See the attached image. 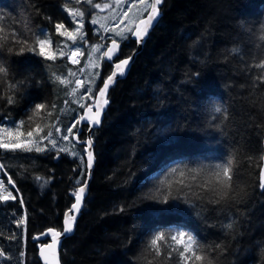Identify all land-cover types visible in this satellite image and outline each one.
<instances>
[{
  "label": "trees",
  "instance_id": "16d2710c",
  "mask_svg": "<svg viewBox=\"0 0 264 264\" xmlns=\"http://www.w3.org/2000/svg\"><path fill=\"white\" fill-rule=\"evenodd\" d=\"M77 5L76 0H0V42L6 41V46L0 48V61L8 69L7 77L0 82V129L8 121L9 129L19 127L24 133L20 139L38 143L51 131L52 136L39 143L45 149L42 153L48 154L52 148L50 140L61 144L56 128L53 129L57 118L60 123L62 120L63 127L59 129H65L75 124L77 111L65 110L66 105L63 106L64 101L68 102L71 84L67 87L56 79L65 75L69 65L59 57L40 56L38 38L48 39L51 44L57 40L56 45L64 42L55 24L71 28L69 10ZM91 17L84 16L85 41L91 46L79 48L82 63L98 43L91 32ZM41 31L45 35L38 37ZM261 36L264 0H163L158 23L136 55L127 77L111 88L103 123L94 131L93 178L74 234L62 240V264H264V188L259 180L264 139ZM120 43L118 58L130 56L136 48L130 35ZM8 47L13 51L9 52ZM20 47L25 48L23 53L19 52ZM29 48L35 51H28ZM234 48L240 51L233 53ZM50 64L57 67L49 70ZM56 68L61 69L59 73ZM108 69L111 64L102 58L100 79L88 103L93 102L96 87ZM13 84L16 90L10 89ZM36 104L45 106L38 114ZM217 107L221 112L215 111ZM81 110L78 108V112ZM37 126L42 129L39 136L34 131ZM77 128L76 125L69 134V144ZM28 131H33V137H27ZM190 136L195 139L189 140ZM3 138L8 139L6 134ZM191 145L197 147L195 151ZM7 157L1 163L11 171L12 156ZM26 158L12 165L26 200V222L18 223L24 217L17 199L0 204V251L4 253L0 264H42L31 240L47 229L60 230L63 213L74 202L76 188L86 180L85 167L77 158L73 159V170L70 162L49 164L50 159L27 162ZM217 165L229 168L230 180L224 176L223 167L216 175ZM31 171L41 173L43 179L52 172L53 179L42 198L29 186ZM145 196L152 198L149 205ZM151 213L159 216L153 220ZM228 224L232 227L228 228ZM180 231L193 235L198 242L183 256L180 252L184 243L170 239L171 235L178 237ZM159 232L167 235L164 242H158L160 254L156 255L150 241ZM196 255L203 259L197 261Z\"/></svg>",
  "mask_w": 264,
  "mask_h": 264
},
{
  "label": "snow or ice",
  "instance_id": "6c2138e0",
  "mask_svg": "<svg viewBox=\"0 0 264 264\" xmlns=\"http://www.w3.org/2000/svg\"><path fill=\"white\" fill-rule=\"evenodd\" d=\"M129 2H131V0H129ZM76 3H80V0H76ZM87 3L90 4V5H93V0H87ZM116 3L119 4L120 0H116ZM161 3H162V0H155V3H153L151 5L152 12H151V15L149 16L148 20L141 22V24H143L144 27L141 28L140 26H137L134 35L138 39H141L143 36H145L147 34V32H148L149 26H152L154 21L156 19H158V15H159V13H158V5H160ZM93 6L95 8H97V9L111 7V5L107 4V3H105L103 6L101 4H99V3H96ZM69 15L72 16L74 21L76 20L77 17L81 18L80 21H79V27L75 31H68L65 28V25L63 23H57V24H55L56 32L59 33L62 36H67L68 39L71 40L74 44L77 42V40L84 41L85 37L82 34V29H83V19L82 18L85 15V13L83 11H80L79 9H75V10H69ZM124 15L127 16V13H125ZM91 22L93 24L99 23V21L95 17L92 19ZM100 27L104 28L105 31L109 30V29L105 28L103 24H101ZM62 29H63V31H61ZM42 35H45V33H43V31L38 33V37L42 36ZM116 35L117 36H121L122 38H126V37L122 36L121 32H117ZM260 39L264 40V36H261ZM19 42H20L19 40L16 41V43H19ZM25 43H27V41H25ZM49 43H50V41L48 39H39L38 38V47H39V53L38 54L40 56H42V57H46L47 59H54V54L49 55V54H47L45 52V45L49 44ZM5 46H6V41L5 42H0V48H3ZM116 47H117V41L113 40L112 41V47H109L107 49V52H105L103 54L104 57H107L109 61L112 60V56L110 54L114 52V49ZM98 50H99L98 48H93V51H98ZM8 51L9 52L13 51V48L12 47H8ZM24 51H25V48L24 47H20L19 52L23 53ZM28 51H35V49L34 48H29ZM232 51H233V53H238L240 50L237 49V48H234V49H232ZM78 54H80V49L79 48H77L76 50L71 52V58H72V62L73 63H78L79 62L77 59H75L78 56ZM61 55H64V53L61 52ZM89 62H90V66L91 67H95L96 66L95 62L92 60L91 57L89 58ZM128 63H129V60L125 59V60H123L120 63H117L115 65V67L118 70L120 75L124 74V71H125V67L124 66H127ZM261 67H264V64H262ZM69 74L73 75V76L75 75V73H73V72H70ZM7 75H8V69L4 65L3 61H0V82H3L4 78L7 77ZM116 75H117V73L114 72L112 75H110L107 78V80L104 81L103 88H101L100 91H99V96L100 97H105L106 92H107V90L109 88L110 82L113 81V79H114V77ZM56 79L59 80L60 78L56 77ZM60 82L63 83V84L70 83V81H68L66 79L65 80H61ZM76 84L77 85H82V81L76 80ZM10 89L11 90H16L17 86L15 84L10 85ZM87 91L89 93H91L92 89L89 88ZM73 92H75V89L73 90ZM8 103H10V104L13 103V100H12L11 97H9ZM103 103L106 105L108 103V100L104 99ZM97 104H98L97 111L94 114V118L92 120V123L96 124V125H98L100 123V120H99V116H100L99 101H97ZM44 107L45 106L43 104H36L35 105L36 113L38 114L39 110L43 109ZM81 107H83V105H81ZM91 111H92L91 106H89L88 109H87V112H91ZM215 111L219 113V112H221V108L217 107L215 109ZM81 121H84L85 124L88 123V121L85 119V117L81 116L80 119L77 120L75 122V124L72 125V127H69L67 129V132L69 134H71L72 131H73V128L76 127L77 124H80ZM20 124L23 125L24 122L21 121ZM0 131L5 132L7 137H8V142H5L3 138H0V149L9 150V151H12V152H15L16 150H21V151H24V152H32V151L43 152V151H45V149L40 147L39 143L36 142V141H33L31 139L27 140V141H22L20 138L24 135V133L20 131L19 127H17L15 130H13V129H0ZM34 131L36 132L37 136H39V132L42 131V129H40L39 126H37V128ZM56 131L59 132L60 129L57 128ZM51 136H52V132L49 131L47 133V136L40 137V140L48 139ZM27 137H29V138L33 137V131H28L27 132ZM63 139L67 140L68 136L67 135L63 136ZM13 141H15V142H13ZM49 143H51L53 148H56V141L55 140H50ZM87 144H88V147L91 148L92 141L89 139L87 141ZM59 151L63 152V151H67V149H59ZM73 155H75V153H73ZM87 157L88 158H87L86 167L90 169L92 167V164H93V154H92L91 151L87 152ZM3 167H4L3 165H0V168H3ZM222 167H223L224 176L229 177V180H230L231 177L229 175V168L227 166L217 165L216 168H217L218 171H217L216 175L217 176L220 175L219 169H221ZM173 171H176V170L173 169ZM40 179H41V177H37V180H40ZM262 179H264V177H262ZM9 183L10 184L12 183L11 179H9ZM222 183L224 184L225 187H229V185L226 182L222 181ZM260 187L264 188V183H261ZM3 191H4V185H3L2 182H0V192H3ZM84 193H85V187H80L74 193L75 198H76V203L73 204L72 207L74 209H76L77 211L80 210V206H81L82 199L84 197ZM224 195H227V192H225ZM9 199H15V197L12 196L11 192H7L6 195L0 194V201H7ZM165 199H167V198H165ZM21 203H23V201H21ZM72 219L74 220L75 217H73ZM24 222L25 221L22 219L18 223L19 224H23ZM227 227L231 228L232 224H228ZM71 231H72V225L69 224L67 220H65V227L63 229V233L64 234H69V233H71ZM48 232H50L52 234L53 242L51 244L45 245V247H47L49 249H54L55 246L59 243L57 238H59L61 236V232L56 231L54 229H48ZM185 236H186V233L183 232V231H180L178 233L179 240H178L177 235H171L170 239H171V241H176L178 243H182L185 240ZM164 239H165V235L163 233H158L153 239H151L150 247L155 248L156 255L160 254V249H159V247H157L158 242L162 241ZM193 245H198V242L196 241V239L194 238L193 235L187 234V244L183 248V251L180 252V256H183V254L185 252H188L190 249H192ZM197 250H199V248H197ZM3 255H4V253L2 251H0V256H3ZM40 255L45 258V261H46V264H47V257L44 254L43 248L41 249ZM195 259L197 261H201L203 259V257L201 255H196Z\"/></svg>",
  "mask_w": 264,
  "mask_h": 264
},
{
  "label": "rangeland",
  "instance_id": "374dc122",
  "mask_svg": "<svg viewBox=\"0 0 264 264\" xmlns=\"http://www.w3.org/2000/svg\"><path fill=\"white\" fill-rule=\"evenodd\" d=\"M96 3H99L102 6L105 3H107V4H110L111 7L97 9L93 6ZM93 5L88 4L87 0H80V3H78L75 9H79L80 11H83L85 13L84 16H86V14H90L92 16L91 20L89 21V24L92 26L91 32L92 34H94V36H96V40L98 41V43L91 47L89 55L92 58V60L95 62L96 66L91 67L90 62H88L86 59L83 65L81 64L82 66H84V64L86 63L85 69H82V71L79 70L76 73V70H73L72 68L67 66L65 75L62 77H59L60 81L65 80V79L70 81V83L68 84L62 83V85L69 87L71 84V87L73 86V88H71V91L68 93V96H67L68 102L65 103L66 105L65 110H70V111L76 110L78 112V108H80L81 105L83 106L85 105L87 98L90 95V93L87 90L89 88L93 89L100 79V69L102 65L103 53L108 44L107 40H110V41L116 40L120 42L123 39H125V38H122L121 36H117L116 35L117 32H121L123 37H127L128 35H130L135 26V23L147 13L150 7V0H131V2H129V0H120L119 4L116 3V0H93ZM75 9L70 8V10H75ZM125 13H127V16L124 15ZM84 16L82 18L83 24L85 22ZM94 17L99 21V23L93 24L91 22ZM70 18L72 20V25H71V28H68L67 30L75 31L79 27V21L81 18L77 17L75 21L73 20L71 15H70ZM101 24H103L104 27L109 30L105 31L104 28H101L100 27ZM82 34L84 35V37H86L84 29H82ZM62 38L64 39V42L63 41L60 42L58 45H56L55 48L52 46L51 42L49 44H46L45 52L49 55L54 54L55 57L61 56V59L63 61L65 60L64 63L66 65L68 64L71 65V62L68 59V55L72 51L76 50L77 48H90L91 46L90 42L85 41V39L84 41L77 40V42L74 44L71 40L68 39L67 36H62ZM68 47L69 49L66 51ZM93 48H98L99 50L93 51ZM61 52H63L64 55H61ZM78 56H79L78 57L79 62L76 68H79V63L81 60V51H80V54H78ZM70 72L75 73V75L74 76L70 75L69 74ZM76 80L82 81V85H76ZM74 89H75V92H73ZM61 114H63V110L61 111ZM76 116H77V113H76ZM59 121L60 120L57 118L56 122L53 125V129L63 127L62 120H61V123ZM71 126L72 125H70V127ZM8 127H9L8 125L6 126L2 125L1 129H9ZM68 128L69 127H66L65 129H60V131L58 132L57 139H59L61 144L58 143V145H56V148H54L56 149L55 152L59 151V149H67V151H63L62 153L71 155L73 157L78 158L80 161H82L81 156H80L81 155L80 149L73 142L69 144V142L63 139V136L65 135L69 137V133L67 132ZM4 134L6 133L3 131H0V138H3ZM4 141L8 142V140H5V139ZM1 150L6 151L4 149H1ZM73 153H75V155H73ZM8 162H9V159H8ZM94 169H95V165H94L93 171ZM71 170H73L72 166H71ZM50 175H52V172H50L49 176ZM41 194H37V195H41ZM4 195H6V193ZM39 198H42V197H39ZM62 220H63V217H62ZM186 244H187V236H185V240H184V245L186 246Z\"/></svg>",
  "mask_w": 264,
  "mask_h": 264
},
{
  "label": "water",
  "instance_id": "95a60500",
  "mask_svg": "<svg viewBox=\"0 0 264 264\" xmlns=\"http://www.w3.org/2000/svg\"><path fill=\"white\" fill-rule=\"evenodd\" d=\"M153 3H155V0H150V7H149L147 13L135 23V26H134V28H133L131 34H130V37H131L133 40L136 41V50H135L130 56H128V57H121V58H118V55H119V52H120V48H121V43L117 41V47L114 49V52L110 54V55L112 56V60L109 61L108 58H107V57H104V55H103V59H104L106 62H108L109 64H111V70H112V71H111V74H110V75H112L114 72H116L117 75L114 77L113 81L110 82V85H109V88H108V90H107V92H106L105 97H100V96H99V91H100L101 88H103L104 82L100 84V89H99V91H98V93H97V95H96V98H95L94 103L91 104V105H89V106H91L92 111H91V112H87V109H88L89 106H87V107L85 108V111H84L85 116H86L85 118H88V119L93 120V118H94V114L96 113V111H97V107H98L97 101H99V108H100V116H99V120H100V123H101V121H102V119H103V117H104V114H105V112H106V110H107V107H108V105H109V101H108V103L105 105V104L103 103V100H104V99H107V100H108V95H109V92H110L111 88L116 84L117 81L122 80V79L125 78V76H126L128 70H129L130 67H131V64H132L133 61H134V58H135L136 53L139 52V51L142 49L143 44H144L145 40L147 39L149 33H150V32L152 31V29L156 26V24L158 23V21H159V19H160V7H161L162 4H163V0H162V3H161L160 5H158V13H159V15H158V19H156V20L154 21V23H153L152 26H149L147 34H146L145 36H143L141 39H138V38L134 35L137 26H140L141 28L144 27V25L141 24V22H142V21H147V20H148L149 16L151 15V12H152L151 5H152ZM112 41H113V40H112ZM112 41H110V42L108 43V45H107V47H106L104 53L107 52V49H108L109 47H112ZM104 53H103V54H104ZM125 59H128V60H129V63H128L127 66H124V67H125L124 74H123V75H120L119 72H118V70L116 69L115 65H116L117 63H120L121 61H123V60H125ZM110 75H109V76H110ZM109 76H108V77H109ZM108 77H107V78H108ZM107 78H106V80H107ZM100 123L98 124V126L100 125ZM81 125H82L81 123H80V124H77V126H78V132H79V128L81 127ZM95 126H97V125H96V124H92V127H95ZM73 138H74V140H76L77 136L74 135ZM89 139H90V136H89V138H87V140L85 141V144H86V148H85V150H86V155H85L86 163H87V158H88V157H87V152H88V151H91L92 154H93V141H92V139H90V140L92 141V145H91V148H89V147H88V144H87V141H88ZM94 161H95V160H94V157H93V164H92V167H91L90 169L88 168V173H87L86 180H85L84 184L81 186V187H85V193H84V197H83L82 202H81L80 210L77 211L76 209H74V208L72 207L73 204L76 203V198H75V196H74V202H73V204L70 206V208L66 211V213H65V215H64V219H63V229H64V227H65V220H67L68 223L72 225V231H71V233H69V234H64V233H63V229H62V231H61V236H60L59 238H57L58 241H59V243L55 246L54 249H49V248L45 247V245L51 244V243L53 242L52 234H51L50 232H48V229L45 230L42 234H40V235H38V236L36 237V239H37V238H46V237H48L49 240H50L47 244L41 246V247H40V250H39V259H40V261H41L43 264H46V261H45V258L42 257V256L40 255V253H41V249H42V248H43V251H44L45 256L47 257V264H60V263H59V251H60L61 243H62V240H63L65 237H68V236H70V235H72V234L74 233L75 223H76V221H77V219H78V217H79V215H80V211H81L82 208H83L84 200H85V197H86V195H87L88 185H89V183H90V181H91L92 170H93V167H94ZM261 177H264V164H263V167H262ZM262 180H263V182H264V179H262ZM73 217H75L74 220L72 219ZM59 232H60V231H59Z\"/></svg>",
  "mask_w": 264,
  "mask_h": 264
},
{
  "label": "bare ground",
  "instance_id": "6f19581e",
  "mask_svg": "<svg viewBox=\"0 0 264 264\" xmlns=\"http://www.w3.org/2000/svg\"><path fill=\"white\" fill-rule=\"evenodd\" d=\"M56 16H57V15H56ZM49 18H50V17H49ZM52 18H53V17H52ZM58 19H59V18H58ZM50 20H51V18H50ZM59 20H61V22H62V18L59 19ZM56 21H57V20H56ZM56 21H55V22H56ZM58 22H59V21H58ZM52 24H53V23H52ZM56 24H57V23H56ZM66 25H67V24H66ZM53 26H54V25H53ZM54 36H55V35H54ZM53 42H54V41H53ZM56 43H57V40H56V42H54V43L52 44V46H53L54 48L56 47ZM132 49H133V48H132ZM135 50H136V48L134 49V51H135ZM134 51H133V52H134ZM133 52H132V53H133ZM139 52H141V50H140ZM139 52H137L136 55H137ZM210 52H211V51H210ZM130 53H131V52H130ZM136 55H135V57H136ZM57 57L61 58V56H57ZM78 57H79V56H77L75 59H77V60L79 61V58H78ZM124 57H125V56H124ZM89 58H90V55H89V53H88V55H87V57H86V59H87L88 62H89ZM68 59H69V61L71 62V65L68 64L69 67L72 68V69H75V70H76V73H77L79 70L82 71V69H85V64H86V63L84 64V66H82L83 63L81 62V60H80V63H79V68H76L78 63H73V62H72L71 53L68 55ZM86 59H85V60H86ZM134 60H135V58H134ZM210 61H211V60H210ZM52 62H53V61H52ZM54 62H55V60H54ZM59 63H60V62H59ZM59 63H58V64H59ZM52 64H53V63H52ZM81 64H82V65H81ZM55 65H56V64H55ZM131 65H132V64H131ZM50 67H51V64H50ZM53 67L55 68V67H57V66H53ZM53 67H51L49 70H52ZM61 67L64 68L63 65H62ZM61 67L59 66L58 68H61ZM83 67H84V68H83ZM130 68H131V67H130ZM56 69H57V68H56ZM57 70H58V69H57ZM59 70H61V69H59ZM59 70H58V73H59ZM108 70H109V69H108ZM108 70H107V71H108ZM129 70H130V69H129ZM129 70H128V72H127L125 78L127 77L128 73H129ZM53 71H54V69H53ZM53 71H51V73H52ZM103 71H104V70H103ZM103 71H102V72H103ZM111 71H112V70L110 69V70L107 72V74H103V75H105V76L101 77V78H102V79H101V83H103V82L106 80V78L111 74ZM55 72H56V70H55ZM60 72H61V71H60ZM56 74H57V73H56ZM50 75H51V74H50ZM59 75H60V74H59ZM51 76H52V75H51ZM79 76H80V74H79ZM125 78H124V79H125ZM189 79H190V78H189ZM192 79H193V78H192ZM192 79H191V82H192ZM6 80H7V79H6ZM8 80H9V79H8ZM122 80H123V79H122ZM215 81H216V80H215ZM191 84H193V82H192ZM76 85H77V84H76ZM195 85H196V84H195ZM217 85H218V84H217ZM192 86H193V85H191V87H192ZM196 86H197V85H196ZM202 86H203V85H202ZM193 87H194V86H193ZM193 87H192V88H193ZM71 88H73V86L70 87L69 92L71 91ZM99 89H100V86H99V87H96L95 94H94V97H93V102H91V103H88V102H87V101H88V98H89L90 95L88 96L87 101H86L87 103H85V105L82 107L81 112H80V111L77 112V116H76V119H77V120H79L81 116L86 117V116H85V113H84L85 108H86L87 106H89V105H91V104L94 103L95 98H96V95H97ZM196 89H198V87H197ZM200 89H202V88H200ZM203 89H204V88H203ZM193 90H195V89H193ZM201 91H202V90H201ZM204 91H205V90H204ZM195 92H196V91H195ZM197 92H200V91H197ZM212 93H213V92H212ZM90 94H91V93H90ZM194 95H195V94H194ZM65 103H66V102L64 101V105H65ZM64 105H63V106H64ZM192 107H194V106H192ZM20 109H21V108H20ZM195 109H196V108H195ZM17 110H18V109H17ZM192 110H193V109H192ZM10 111H12V110H10ZM13 111H14V110H13ZM15 111H16V110H15ZM16 112H18V111H16ZM197 113H198V112H197ZM8 114H10V112H9ZM13 114H14V113H13ZM24 115H25V114H24ZM60 115L63 116V114H61V112H60ZM206 115H207V114H206ZM9 116H10V115H9ZM208 116H209V115H207L206 118H207ZM20 117L22 118V116H20ZM160 117H161V116H160ZM160 117H159V118H160ZM210 117H211V116H210ZM7 118H8V117H7ZM18 118H19V117H18ZM21 118H19V119L21 120ZM156 118H157V117H156ZM159 118H158V119H159ZM19 119H18V120H19ZM23 119H24V118H23ZM85 119L88 121V123L85 124L84 121H81V124H82V125H81V127L79 128V132H78V128H77V131L73 134V136L76 135L77 138H76V140H74V138H72V139H73L72 142H73L77 147H81V146H82L81 149H80V154H81L80 156H81V159H82L81 162L83 163V165H84V167H85V170H86V174H85V179H86V177H87V173H88V168L86 167V159H85V155H86V150H85V148H86V144H85V141L87 140V138H89V136H90V139H92V141H93V157H94V160H95V161H94V165H95V164H96V154H95V149H94L95 141H94L93 135H94V131H95L98 127H100V126L102 125L103 120H104V117H103V119H102L100 125H99V126L97 125V126H95V127H92V124H93V123H92V120H91V119H88V118H85ZM160 119H161V118H160ZM164 119H166V118H164ZM168 119H169V118H168ZM198 119H199V118H198ZM161 120H163V119H161ZM205 120H206V119H205ZM208 120H209V118H208ZM168 122H169V121H168ZM175 122H176V121H175ZM155 123H156V122H155ZM178 123H179V122H178ZM180 123H181V121H180ZM152 124H153V123H152ZM162 124H163V123H162ZM165 124H166V122H165ZM194 124H195V122H194ZM200 124H202V123H200ZM4 125H8V126L10 127V122L5 121V124H4ZM184 125H185V124H184ZM157 127H159V126H157ZM157 127H156V128H157ZM178 127H180V126H178ZM182 127H185V126H182ZM187 127H188V126H187ZM195 127H197V126H195ZM195 127H193V129H194ZM84 128L86 129V130H85V133L83 132ZM168 128H169V127H168ZM191 128H192V127H191ZM199 128H200V127H199ZM158 129H159V128H158ZM169 129H171V128H169ZM169 129H168V130H169ZM174 129H175V127H174ZM176 129H177V128H176ZM185 129H186V128H185ZM187 129H188V131H189V128H187ZM187 129H186V130H187ZM201 129H202V128H201ZM149 130H150V129H149ZM156 130H157V129H156ZM159 130H160V129H159ZM172 130H173V129H172ZM186 130H185V131H186ZM196 130H197V129H196ZM196 130H195V131H196ZM150 131H151V130H150ZM177 131H178V130H177ZM177 131H176V132H177ZM193 131H194V130H193ZM193 131H190V133H191V132L193 133ZM197 131H198V130H197ZM199 132H200V131H199ZM160 133H161V132H160ZM172 133H174V132L172 131ZM185 133H186V132H185ZM192 133H191V135H192ZM197 133H198V132H197ZM197 133H196V134H197ZM153 134H154V133H153ZM157 134H159V132H158ZM174 134H176V133H174ZM188 134H189V132H188ZM188 134H187V135H188ZM194 134H195V133H194ZM189 135H190V134H189ZM189 135H188V136H189ZM150 136H151V135H150ZM152 136H153V135H152ZM155 136H156V133H155ZM188 136H187V137H188ZM194 136H195V135H194ZM197 136H198V135H197ZM197 136H195V138H196ZM153 138H154V136H153ZM162 138H163V137H162ZM195 138H193V137L191 138V136H190V138H188V139H189V140H191V139L194 140ZM166 139H167V138H166ZM196 139H198V138H196ZM151 140H152V139H151ZM153 140H154V139H153ZM185 140H186V139H185ZM154 141H155V140H154ZM156 141H157V140H156ZM196 141H197V140H196ZM186 142H187V141H186ZM192 142H193V141H191L190 143L192 144ZM188 143H189V142H188ZM193 143H194V142H193ZM198 143H199V142H198ZM202 144H203V143H202ZM152 145H153V144H152ZM165 145H167V144H165ZM192 145H193V144H192ZM192 145H191V146H192ZM205 145H206V144H205ZM200 146H202V145H200ZM204 147H205V146H204ZM204 147H203V149H204ZM190 148H191V147H190ZM192 148H193V146H192ZM194 148H197V147L194 146ZM194 148H193V150H194ZM205 148H206V147H205ZM203 149H202V150H203ZM208 149H210V148L208 147ZM208 149L206 148V150H208ZM213 149H214V148H213ZM216 149H217V148H216ZM81 150H82V152H81ZM184 150H185V149H184ZM195 150H196V149H195ZM195 150H194V151H195ZM199 150H200V148H198V151H199ZM202 150H200V151L202 152ZM170 151H171V150H170ZM190 151H191V150H190ZM194 151H193V152H194ZM198 151H196V152H198ZM214 151H215V149H214ZM58 152H59V153H62V152H60V151H58ZM188 152H189V151H188ZM203 152H204V151H203ZM205 152H206V151H205ZM210 152H211V151H210ZM149 153H150V152H149ZM175 153H177V152H175ZM183 153H184V151H183ZM185 153H186V150H185ZM170 154H171V153H170ZM172 154H173V152H172ZM196 154H197V153H196ZM208 154H210V153L208 152ZM149 155H151V153H150ZM163 155H165V154H163ZM185 155H186V154H185ZM189 155H190V154H189ZM211 155H212V154H211ZM211 155H210V156H211ZM213 155H214V153H213ZM213 155H212V156H213ZM67 156H68L69 158L72 159V163H73V159H75L76 157H73V156L68 155V154H67ZM153 156H154V153H153L152 157H153ZM155 156H156V155H155ZM161 156H162V155H161ZM167 156H168V153H167ZM169 156H170V155H169ZM148 157H150V156H148ZM164 157H165V156H164ZM164 157H162V158H164ZM171 157H172V155H171ZM22 158H23L22 155H18V156H16V157L13 159L12 163L14 164V163H16V162L23 161ZM139 158H140V157H139ZM157 158H158V157H157ZM165 158H168V157H165ZM77 159H78V158H77ZM145 159H146V158H145ZM158 159H159V158H158ZM158 159H157L156 161H158ZM78 160H79V159H78ZM26 161H27V159H26ZM64 161H66V160H59L57 163H59V162H64ZM152 161H153V160H152ZM165 161H166V160H165ZM66 162H68V161H66ZM148 162H149V161H148ZM22 163H23V162H22ZM72 163H71V165H72ZM159 163H160V162H159ZM64 164H65V163H64ZM149 164H151V163H149ZM157 164H158V163H157ZM263 164H264V139H263V157H262V165H261V167H260V172H259L260 185H261V183H264L263 180H262V177H261V172H262ZM15 165H16V164H15ZM20 165L23 166L24 164H21V163H20ZM25 165H26V164H25ZM147 165H148V164H147ZM152 165H153V164H152ZM159 165H160V164H159ZM59 166H61V165H59ZM65 166H66V165H65ZM72 166H73V165H72ZM132 166H133V165H132ZM145 166H146V165H145ZM156 166H158V165H156ZM147 167H148V166H147ZM153 167H154V166H153ZM60 168H61V167H60ZM63 168H64V167H63ZM93 168H94V167H93ZM139 168H140V167H139ZM148 168H149V167H148ZM143 169H145V168H143ZM153 170H154V169H153ZM92 171H93V170H92ZM139 171L142 172L141 170H139ZM137 172H138V171H137ZM137 172H136V173H137ZM144 172H145V171H144ZM26 173H27V172H26ZM136 173H134V174H136ZM138 174H139V172H138ZM144 175H145V174H144ZM22 177H23V175H22ZM22 177H21V178H22ZM91 178H93V177H91ZM131 178H132V177H131ZM133 178H134V177H133ZM142 178H143V177H142ZM24 179H25V178L23 177V180H24ZM127 179H128V177L126 178V180H127ZM126 180H124V182H125ZM129 180H130V179H129ZM134 180H135V179H134ZM140 180H141V179H140ZM145 180H146V179H145ZM131 181H132V179L130 180V183H131ZM91 182H92V181H91ZM126 182L128 183V181H126ZM135 182H136V181H135ZM146 182H147V181H146ZM137 183H138V182H137ZM143 183H144V182H141V184H143ZM147 183H148V182H147ZM92 184H93V183H92ZM123 184H125V183H123ZM123 184H122V185H123ZM122 185H120V186H122ZM131 185H133V182L131 183ZM143 185H144V184H143ZM143 185H142V187H143ZM254 185H255V184H254ZM254 185H253V186H254ZM81 186H82V185H79V186L76 188V191H77ZM123 186H124V185H123ZM127 186H128V184L126 185V187H127ZM129 186H130V184H129ZM132 187H133V186H132ZM132 187H131V188H132ZM140 188H141V187H140ZM147 188H148V187H147ZM147 188H146V189H147ZM151 188H152V187H151ZM88 189H89V185H88ZM124 190H126V188H125ZM137 190H140V189H137ZM128 191H129V190H128ZM141 191H142V190H141ZM143 191H145V190H143ZM147 191H148V190H147ZM113 192H114V191H113ZM125 192H126V191H125ZM129 192H130V191H129ZM254 192H255V191H254ZM37 193H42V192L39 191V192H37ZM87 193H88V190H87ZM131 193H132V192H131ZM135 193H138V192H135ZM143 193H144V192H143ZM145 193H146V192H145ZM255 193H256V192H255ZM149 194H150V193H149ZM149 194H147V195L149 196ZM92 195H93V194H92ZM126 195H127V193H126ZM139 195H140V194H139ZM143 195H145V194H143ZM74 196H75V195H74ZM86 197H88V195H86ZM86 197H85V199H86ZM90 197H91V196H89V198H90ZM93 197H94V196H93ZM106 197H107V196H106ZM138 197H140V196H138ZM138 197H137V198H138ZM141 197H142V196H141ZM145 197H146V196H145ZM149 197H150V196H149ZM149 197H146V198H149ZM137 198H135V200H136ZM90 199H91V198H90ZM138 199H139V198H138ZM138 199H137V200H138ZM144 199H145V198H144ZM151 199H152V198H149V200L146 199V201L148 200V205L152 202ZM87 200H88V199H87ZM109 200H110V199H109ZM130 200H131V199H130ZM140 200H141V199H140ZM153 200H154V199H153ZM259 200H260V199H259ZM262 200H263V199H262ZM88 201H89V200H88ZM128 201H129V200H128ZM133 201H134V200H133ZM133 201H131V203H132ZM142 201H144V200H142ZM149 201H151V202H149ZM263 201H264V200H263ZM125 202H126V201H125ZM125 202H124V203H125ZM136 202H137V201H136ZM86 203H87V202H86ZM141 203H142V202H141ZM155 203H156V202H155ZM160 203H161V202H160ZM72 204H73V203H72ZM129 204H130V203H129ZM137 204H138V203H137ZM146 204H147V203H146ZM157 204H158V203H157ZM164 204H166V203H164ZM167 204H168V203H167ZM181 204H182V203H181ZM139 205H140V204H139ZM160 205H161V204H160ZM160 205H159V206H160ZM261 205H262V204H261ZM86 206H87V204L84 206V210H85V207H86ZM120 206H121V205H120ZM122 206H123V205H122ZM130 206H131L130 209L133 208L132 205H130ZM134 206H136V205H134ZM137 206H138V205H137ZM153 206H154V204H153ZM159 206H158L156 209H158ZM161 206H163V205H161ZM181 206H183V205H181ZM124 207H126V206L124 205ZM139 207H140V206H139ZM170 207H171V206H169V208H170ZM88 208L90 209V206H89ZM141 208H142V207H141ZM147 208H149V206H147ZM163 208H165V207H163ZM163 208L161 207V209H163ZM54 209H55V208H54ZM154 209H155V208H154ZM161 209H160V210H161ZM172 209H173V208H172ZM172 209L170 208L169 210L171 211ZM182 209H183V208H182ZM67 210H68V209H67ZM86 210H87V209H86ZM93 210H95V209H93ZM133 210H134V209H133ZM140 210H141V209H140ZM160 210H159V211H160ZM163 210H164V209H163ZM169 210H168V212H169ZM177 210H180V209H177ZM81 211H82V210H81ZM81 211H80V212H81ZM87 211H88V210H87ZM96 211H97V210H96ZM151 211H152V210L150 209V212H151ZM154 211H155V210H154ZM154 211H153V212H154ZM156 211H157V210H156ZM156 211H155V212H156ZM174 211H175V210H174ZM174 211H173V215H174V213H176V212H174ZM250 211H251V210H250ZM54 212H55V210H54ZM57 212H58V211H57ZM82 212H83V211H82ZM84 212L87 213L86 211H84ZM98 212H99V211H98ZM132 212H133V211H132ZM139 212H141V211H139ZM143 212H144V211H143ZM146 212L148 213V209H147ZM146 212L143 213V215L146 214ZM150 212H149V213H150ZM160 212H161V211H160ZM162 212L164 213V211H162ZM162 212H161V213H162ZM166 212H167V211H166ZM254 212H255V211H254ZM45 213H47V212H45ZM65 213H66V212H65ZM101 213H102V212H101ZM101 213H100V214H101ZM157 213H158V211H157ZM171 213H172V212H171ZM55 214H56V213H55ZM55 214H54V215H55ZM61 214H62V213H61ZM63 214H64V213H63ZM131 214H132V213H131ZM140 214H141V213H140ZM151 214H153V215H151V216H153V218H152L153 220L156 219V218L159 216V215H157V216L155 215V216H156V217H155V216H154V213H151ZM155 214H156V213H155ZM164 214H165V213H164ZM169 214H170V213H169ZM169 214H168V215H169ZM64 215H65V214H64ZM138 215H139V213H138ZM165 215H166V214H165ZM168 215H166V216H168ZM170 215H171V214H170ZM173 215H172V216H173ZM48 216H49V215H48ZM135 216H136V215H135ZM144 216H145V215H144ZM146 216H148V214H147ZM166 216H165L164 218H166ZM172 216H171V217H172ZM55 217H56V216H55ZM154 217H155V218H154ZM160 217H161V215H160ZM168 217H169V216H168ZM175 217H177V215H176ZM175 217H173V218L175 219ZM178 217H179V216H178ZM48 218H49V217H48ZM50 218H51V217H50ZM50 218H49V219H50ZM52 219H53V218H52ZM63 219H64V216H63ZM166 219H167V218H166ZM170 219H171V218H170ZM191 219H192V218H191ZM54 220H55V219H54ZM54 220H53V221H54ZM56 220H57V218H56ZM137 220H139V219H137ZM145 220L148 221V224H149V220H147V219H145ZM150 220H151V219H150ZM153 220H151V221H153ZM162 220H163V219H162ZM163 221H164V220H163ZM165 221H166V220H165ZM91 222H92V221H91ZM144 222H145V221H144ZM157 222H158V221H155V224H157ZM170 222L173 223V220H171ZM53 223H54V222H53ZM94 223H95V222H94ZM139 223H140V222H139ZM172 223H171V224H172ZM75 224H76V223H75ZM146 224H147V223H146ZM152 224H153V223H152ZM167 224H168V223H167ZM167 224H166V225H167ZM171 224H170V225H171ZM150 225H151V224H149V226H150ZM144 226H146V225H144ZM159 226H161V225H159ZM150 227H151V226H150ZM163 227L165 228V226H163ZM168 227H169V226H168ZM171 227H172V225H171ZM136 228H138V227H136ZM157 228H158V227H157ZM160 228H161V227H160ZM175 228H176V227H175ZM62 229H63V220H62V222H61L60 230H59V229H54V230H56V231H60V232H61ZM148 229H150V228H148ZM151 229H152V228H151ZM165 229H166V228H165ZM165 229H164V230H165ZM173 229H174V228H173ZM74 230H75V229H74ZM145 230H146V229H145ZM152 230H153V229H152ZM158 230H159V228H158ZM164 230H163V231H164ZM166 230H167V229H166ZM168 230H169V228H168ZM143 231H144V230H143ZM156 231H157V230H156ZM159 231H160V230H159ZM163 231H162V232H163ZM171 231H173V230H171ZM154 232H155V231H154ZM142 233H143V232H142ZM159 233H160V232H159ZM166 233H167V232H165V234H166ZM170 233H171V232H170ZM73 234H74V233H73ZM73 234H72V235H73ZM154 234H155V233H154ZM72 235H70V236H72ZM138 235H139V234H138ZM166 235H167V234H166ZM166 235H165V236H166ZM134 236H136V235H134ZM153 236H154V235H153ZM68 237H69V236H68ZM136 237H139V236H136ZM134 238H135V237H134ZM37 239H41V238H37ZM168 239H169V238H168ZM35 240H36V237L33 238V239L31 240V242H32V241H35ZM167 241H169V240H167ZM162 242H164V241H162ZM165 242H166V241H165ZM183 243H184V242H183ZM46 244H47V243H46ZM43 245H45V244H42V245H38V246H37V257H38V258H39V250H40V247L43 246ZM60 249H61V248H60ZM60 255H61V254H60V251H59V263L62 264L61 261H60V259H61V258H60ZM39 260H40V259H39ZM40 262H41V261H40ZM41 263H42V262H41ZM42 264H43V263H42Z\"/></svg>",
  "mask_w": 264,
  "mask_h": 264
},
{
  "label": "flooded vegetation",
  "instance_id": "af4514ba",
  "mask_svg": "<svg viewBox=\"0 0 264 264\" xmlns=\"http://www.w3.org/2000/svg\"><path fill=\"white\" fill-rule=\"evenodd\" d=\"M5 140H8L6 138H4ZM22 141H27L24 139H21ZM46 139L42 140L41 142H44ZM39 142V143H41ZM8 151V150H7ZM56 149H54L53 147L49 150L48 154L47 153H42V152H36V151H32V152H25V153H19L17 151L8 153V152H0L2 153V155L0 156V160H2L4 157L5 158H9L7 157L9 154H11L12 158H10V167H11V171L5 167L0 168V180L4 185V191L3 193L0 192V194H7V192H11L12 196L15 197L14 192L16 194L15 199H11L14 202H16L17 199V204H20L22 211H23V217H24V221L26 222V213H25V209H26V200L25 197L23 195V192L21 191V189L18 186V179H17V175L15 173V167L12 163L13 159L18 156V155H22L23 157H27V162H32V160H38V159H50V163L52 164H57V162L59 160H66L68 162H70V165L72 163V159L69 158L67 156V154L64 153H59L58 151L55 152ZM1 163V161H0ZM12 163V164H11ZM1 165H3L1 163ZM50 166V165H49ZM72 166V165H71ZM44 176L41 173H36V172H30V176H29V186H31L36 192L41 191L43 194L41 193H37V194H41V195H37L38 197H43L46 194V189L48 188V184L51 183L52 181V177L50 175V177H47V179H43V177L40 180H37V177H41ZM49 176V175H47ZM72 177V176H71ZM73 178V177H72ZM9 179H11L12 183H9ZM72 181V179H70ZM10 200V199H9ZM21 201H23V203H21ZM6 201H0V204H5ZM24 222V223H25ZM50 229H54V228H50ZM43 232L35 235L33 238L37 237L38 235L42 234ZM50 240L48 237L46 238H41V239H36L35 241H32L33 244H35L36 248L38 245H42V244H46L48 243Z\"/></svg>",
  "mask_w": 264,
  "mask_h": 264
}]
</instances>
